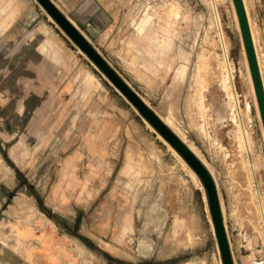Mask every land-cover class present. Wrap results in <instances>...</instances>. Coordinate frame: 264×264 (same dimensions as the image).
I'll return each instance as SVG.
<instances>
[{"label":"rangeland","instance_id":"1","mask_svg":"<svg viewBox=\"0 0 264 264\" xmlns=\"http://www.w3.org/2000/svg\"><path fill=\"white\" fill-rule=\"evenodd\" d=\"M109 1L120 20L101 52L211 167L248 264L237 221L264 233V211L226 126L242 111L264 157V121L235 1ZM246 1L264 67V0ZM37 46L58 69L29 65ZM227 56L239 104L223 87L234 120L215 128L203 93ZM167 143L38 0H0V264H223L204 182Z\"/></svg>","mask_w":264,"mask_h":264},{"label":"water","instance_id":"2","mask_svg":"<svg viewBox=\"0 0 264 264\" xmlns=\"http://www.w3.org/2000/svg\"><path fill=\"white\" fill-rule=\"evenodd\" d=\"M48 13L60 24L66 33L88 55V57L108 76L111 82L127 96L141 114L186 158L200 175L207 190L211 205V214L224 264H236L230 243L226 222L222 210L221 199L215 177L199 155L171 128L154 110L132 84L118 71L107 57L91 42V40L76 26L54 0H38ZM239 15L243 38L251 66V71L261 107L264 121V83L258 62L257 52L252 36L251 26L244 0H234Z\"/></svg>","mask_w":264,"mask_h":264},{"label":"bare ground","instance_id":"3","mask_svg":"<svg viewBox=\"0 0 264 264\" xmlns=\"http://www.w3.org/2000/svg\"><path fill=\"white\" fill-rule=\"evenodd\" d=\"M244 3H245V6H246V10H247V14H248V18H249V22H250V26H251L252 36H253L256 52H257V57H258V62H259L260 70H261L263 83H264V67L262 65V57H261L262 56L261 52H262V48L263 47L260 45V43L258 41L259 39H257V36L255 34V32H257V31H254V29H253V25L251 23V18L249 16V7L247 5L248 3H247L246 0H244ZM258 38H260V37H258ZM224 68H225V72H223V75H222L223 84H221V78L216 79V81L214 83L209 85V87L207 88V91H204V93H203L204 94V99H205V102H204L203 105L205 107V110H206L207 114H209L211 116L212 122H213V126L215 128H217L218 126H221V125H226L228 123V121H229V118H228L229 115H231L232 116V120H234V115H233L234 103H233L232 95L230 93L231 91H228V95L225 96L223 87L226 89V91H227V88H231L232 89V94H233V96H234V98L236 100V104L237 103L239 104V102H237L238 98H237V89H236L234 74H233L231 63L228 60V56H227V61H226V65H225ZM254 84H255L254 81L251 80V85H252V87L255 90V85ZM258 101H259V99H257V106H258V109H259L258 112L261 115L262 114L261 111H260L261 107H259L260 103H258ZM227 110H228V112H227ZM246 111H247V113H246L247 120H252L250 106L247 108ZM240 112H241L240 113L241 123H238V125H235V124L233 125L232 124L231 126H226V128H227L226 130H227V134L230 137H242L243 138L245 147H246L247 152L249 153V156L251 158L250 159L251 177H252V179L254 181H257V183L259 184V187H257V193H258V197H259V199H260V201L262 203V207H263V211H264L263 190L260 187V185L262 183V187L264 189V157H263V154H262L260 148L257 149V146H259V145L254 144L253 143L254 139L251 137V135L248 134V131H247V128H246V125H245V119L243 117L242 111H240ZM160 116L163 118V120L171 128H173V130L177 134H179L183 138V140L197 154L199 153L196 150V148L194 147V145L187 141V139L181 133L180 129H178L175 126V124L173 123V121L170 118H168L166 116H163V115H160ZM261 118H263V117L261 116ZM148 122L152 125V127L154 129H156L155 126L149 120H148ZM159 134L164 138V141L166 140L169 143V144L167 143L168 145H171L178 152V155L180 154L182 156V158L184 160H186V158L176 149V147L173 144H171L168 141V139L161 132H159ZM171 146H169V147H171ZM198 155H199V157H201L200 154H198ZM201 159L205 162V160L202 157H201ZM205 164L209 167L211 172L214 173L213 170L211 169V167L208 165V163L205 162ZM193 170L197 173V171L194 169V167H193ZM217 186H218V183H217ZM218 190H219L222 210H223V214H224L223 201H222L221 191H220L219 187H218ZM224 218H225V214H224ZM263 219H264V214H263ZM237 226H238V229L240 230V233H241V241L243 243V246H246L247 248L252 250L246 255L248 257V259L246 257V260L248 261V264H264V258H260V257H258L255 254V251H257L258 253L262 252V249L264 247V233H262L253 224H251L250 222H246V220H244L242 218L238 219ZM222 262H223V259H222Z\"/></svg>","mask_w":264,"mask_h":264},{"label":"crops","instance_id":"4","mask_svg":"<svg viewBox=\"0 0 264 264\" xmlns=\"http://www.w3.org/2000/svg\"><path fill=\"white\" fill-rule=\"evenodd\" d=\"M54 2L100 51L99 46H102L112 35V31L120 20L118 8L109 0H54ZM29 53L31 54L29 65L32 68L40 69L44 64L46 68L58 69V60L45 55V50L39 46L30 49ZM51 79L59 80L60 78L54 76ZM105 128L104 132H106ZM109 129L107 128V131Z\"/></svg>","mask_w":264,"mask_h":264}]
</instances>
